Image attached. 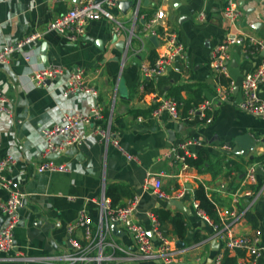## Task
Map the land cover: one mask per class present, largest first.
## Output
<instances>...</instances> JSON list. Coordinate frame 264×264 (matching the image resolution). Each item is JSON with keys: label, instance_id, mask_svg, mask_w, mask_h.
<instances>
[{"label": "crops", "instance_id": "1", "mask_svg": "<svg viewBox=\"0 0 264 264\" xmlns=\"http://www.w3.org/2000/svg\"><path fill=\"white\" fill-rule=\"evenodd\" d=\"M80 1L0 0V50L42 33L41 39L24 49L32 55L30 62L16 52L0 67V95L10 101L15 114L14 118L0 114V158H14L15 164L4 175L28 194L15 230L16 248L8 254L0 252V264H69L63 256L76 252L69 244L68 227L81 212L90 216L96 228L105 198L114 201L115 207H124L134 197L140 198L135 220L149 233L153 229L151 215H157L158 210L183 217L184 240L173 234L170 223L161 228L176 245L186 244L185 248L177 246L182 250L179 264H213L223 243L195 208V192L200 186L214 202L220 228L227 235L259 238L258 264H264V120L236 105L242 100L245 75L255 71L263 54L247 51L245 42L233 47L228 72L234 92L230 102L222 103L216 100L220 83L212 68V53L227 35L224 0H124L128 2L125 10L117 6L109 9L115 21L91 22L76 41L46 30ZM259 1H241L244 17L240 26L264 40V0ZM159 10L165 12L161 26L178 35L187 58L176 62L166 75L145 79L141 66L152 64L162 51L161 38L153 44L146 27ZM161 26L154 30L161 33ZM44 44L48 65L41 59ZM52 65L64 68L60 78L45 86L25 88L29 73ZM78 71L84 73L87 84L100 89L97 97L65 94L67 81ZM147 86L153 91H147ZM260 96L264 101V91ZM162 99L184 104L180 120H173L167 112L157 119L152 116L155 101ZM204 101L212 106L207 119L189 116V110ZM97 105L102 109L101 118L80 127L83 144L54 156L67 171L38 173L45 161L43 130L62 124L65 114L90 115ZM97 129L118 133L120 147L132 159L114 146L113 137L94 133ZM244 134H250L257 146L239 156L233 153L235 139ZM203 151L208 152L209 160L201 171L185 163L183 157L197 158ZM253 165L256 182L250 185L245 175ZM149 173L161 181L160 190L169 198L156 193ZM110 188L113 197L108 195ZM0 196L6 200L7 191L2 190ZM171 199L181 201L188 211L169 207ZM3 223L0 211V229ZM118 227V234L110 228L106 243L122 250L109 245L102 251L94 247L91 257L102 253L106 258L102 264H165L144 259L125 229ZM74 237L86 244L82 231ZM15 255L19 259H8ZM229 255L238 260L244 253Z\"/></svg>", "mask_w": 264, "mask_h": 264}, {"label": "built area", "instance_id": "2", "mask_svg": "<svg viewBox=\"0 0 264 264\" xmlns=\"http://www.w3.org/2000/svg\"><path fill=\"white\" fill-rule=\"evenodd\" d=\"M122 1L124 0H81L74 8L51 22L46 30L57 32L70 41H76L85 34L86 27L91 22L101 19L115 21L109 9L116 7ZM241 1L224 0L222 14L224 22L226 23L227 35L212 53V68L220 83L216 100L222 103L231 101L234 87L231 85V82L228 86L223 85L221 79H229L228 71L233 47L245 42L247 51L256 54L262 53L263 56L261 63L255 71L245 75L241 86L242 100L236 105L243 112L264 120V101L260 96V93L264 91V40L258 38L253 33L246 32L240 26V20L244 17ZM164 18L165 12L159 10L146 25L147 29L151 31L152 36L161 38L162 51L152 64H143L141 66L145 79L164 76L172 69L176 62L183 61L187 58L186 48L179 40L178 35L174 31L161 26ZM200 20H205L203 13L200 15ZM155 26L162 27L161 33L154 30ZM41 38L42 33L37 32L15 44L4 46L0 50V67L7 64L11 56L16 52H21L25 60L30 62L32 55L24 49ZM63 74L64 68L59 65L34 69L27 75L25 88L45 86L47 82L58 79ZM64 92L66 95L84 93L97 97L100 89L87 84L84 73L78 71L70 76ZM155 103L157 107L152 111L154 118L157 119L164 112H167L173 120H180V110L183 107L182 103L175 99H162L155 101ZM9 105L10 101L5 96L0 95V114H6L10 118H14L15 114ZM211 107L209 101H204L190 109L188 113L189 116L198 114L203 119H207L206 114ZM101 110L97 105L91 109L90 115L80 112L65 114L62 124L43 130L45 138L43 158L45 161L37 168L38 173L66 172L67 167L64 164L57 163L54 156L61 155L70 148L82 145L85 136L81 133L80 127L84 124H90L92 119H100ZM208 121L211 122L212 120L208 119ZM94 133H99L106 139L113 137L112 142L114 146L126 154L120 147L118 133L111 132L110 129H97ZM185 146L186 143L180 147L185 148ZM126 156L128 159H132L128 154ZM14 164L15 160L11 156L0 158V192L5 190L8 193L6 200H2L0 196V211L4 216V223L0 229V252L6 254L14 251L16 248L15 230L20 223V210L25 207L28 197V194L20 188L17 182L4 175L5 171ZM262 164L264 165V159L262 160ZM147 177L161 198H169V196L160 190L161 181L159 179L150 173ZM245 182L250 185L255 184L256 168L254 165L247 171ZM182 196L183 193L179 195V197ZM139 203L140 198L134 197L126 206L115 207L110 199L105 198L101 204L100 222L96 228L90 216L85 212H81L78 219L68 227L69 244L76 253L73 255L66 254L63 256V259L69 264H102L106 260L102 253L96 257H91L90 253L94 247L102 251L105 245L121 249L118 246L106 243V236L110 233L111 225L116 223L118 226H122L129 234L144 259L163 261L165 264H179L182 250L177 247L173 240L164 234L156 215H151L153 224L152 233H149V231L136 222L135 213ZM195 208L199 210V213L204 217L205 221L214 227L217 232L216 238L223 243V247L217 253L213 264H223L226 253L230 254L237 251L244 253L243 257L238 258L237 264H258L261 251L258 247L259 238L257 236L254 238L248 236H229L219 226L214 225L213 221L199 209L198 201L195 203ZM77 231H82L86 244H82L81 241L74 237ZM150 234H153V236H150ZM8 259L14 260L19 259V257L15 255Z\"/></svg>", "mask_w": 264, "mask_h": 264}, {"label": "trees", "instance_id": "3", "mask_svg": "<svg viewBox=\"0 0 264 264\" xmlns=\"http://www.w3.org/2000/svg\"><path fill=\"white\" fill-rule=\"evenodd\" d=\"M230 82L231 81L229 79H221V83L225 86H228ZM149 86L146 87V90L153 91L152 89H150ZM177 101L182 103L180 100H177ZM263 159L264 157L261 158V161ZM208 160H209L208 152L203 151L198 155L197 158L186 157L185 163L201 171L202 167L205 166ZM112 189L113 188L109 189L108 195L113 197ZM195 199L199 202V209L202 210L205 213V215L208 216L213 221L214 225L221 227L220 226L221 220L219 218L217 208L214 202L208 198L205 188L203 186H200L196 190ZM113 204L115 205L114 201H113ZM156 216L160 222L161 228L165 223H170L172 225L173 234L181 240L185 239L186 234H187L186 223L180 214L173 216L171 212L168 210H158ZM223 264H237V259L230 257V255L226 253Z\"/></svg>", "mask_w": 264, "mask_h": 264}, {"label": "water", "instance_id": "4", "mask_svg": "<svg viewBox=\"0 0 264 264\" xmlns=\"http://www.w3.org/2000/svg\"><path fill=\"white\" fill-rule=\"evenodd\" d=\"M97 1H100V0H97ZM258 2H260L259 0H257ZM127 3L126 1H122V2H119L117 7L121 8L122 10H125V8L127 7ZM138 30V29H137ZM132 38L133 36L131 37V40H130V43L132 41ZM149 40L157 45V37L156 36H151L149 38ZM46 45L44 44L43 45V50H42V61L44 62L45 65H48V62H47V56H46ZM129 52V48H127L126 50V53ZM235 143H236V146H235V149L233 150V153L236 154V155H243V154H247L248 152H252L255 150L256 146H257V141L250 135V134H244V135H241L239 137H237L235 139ZM253 159V157L251 158ZM168 206L169 207H176L180 210H183L185 212H187L188 210L185 208V206L183 205V203L181 201H178L176 199H171L169 200L168 202ZM111 230L114 234H118L120 232V229L118 227V225L116 223H113L111 225ZM150 236H153V234H150ZM177 246L179 248H185L186 244L184 242H178L177 243Z\"/></svg>", "mask_w": 264, "mask_h": 264}, {"label": "rangeland", "instance_id": "5", "mask_svg": "<svg viewBox=\"0 0 264 264\" xmlns=\"http://www.w3.org/2000/svg\"><path fill=\"white\" fill-rule=\"evenodd\" d=\"M247 2H250V0H247Z\"/></svg>", "mask_w": 264, "mask_h": 264}]
</instances>
